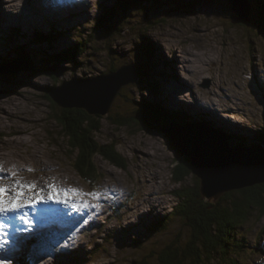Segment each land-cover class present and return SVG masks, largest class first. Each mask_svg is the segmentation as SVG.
Wrapping results in <instances>:
<instances>
[{
    "label": "rangeland",
    "instance_id": "1",
    "mask_svg": "<svg viewBox=\"0 0 264 264\" xmlns=\"http://www.w3.org/2000/svg\"><path fill=\"white\" fill-rule=\"evenodd\" d=\"M114 1L0 0V66L27 60L19 57L22 51L29 54L27 61L34 70L52 65L43 64L48 58L45 52L53 51L47 50L51 43L30 42L34 31L47 34L50 26L63 34L52 43L55 50L77 41L89 42L82 56L78 54L74 63L65 64L66 71L59 79L27 74L29 85L9 94L5 93L13 90L10 84L15 82L0 81L5 91L0 97V164H11L0 175L7 177L15 171L22 183L35 184V191L24 190L28 196L42 188L51 191L54 184L60 198L66 196L69 202L68 206L61 204V211L43 209L41 215H30L42 218L45 227L36 221L37 230L31 227V232H17L20 241L15 244L13 240L0 250L5 264H16L23 256L28 257L27 264H74L79 259L78 264H132L136 257L159 252L177 239L183 245L189 234V228L175 219L166 232L148 233L143 228L154 217L173 212L178 204L175 193L184 187L174 180L175 154L166 139L155 131H142L140 125L122 128L103 118L94 140L114 145L125 168L95 157L96 175L86 182L74 168L77 152L67 145L57 121L59 112L44 98L43 88L53 82L58 86L72 79L90 80L125 64L143 66L148 75L121 89L111 116L123 110L128 118L132 107H127V102L138 109L159 97L170 112H180L194 121L208 120L219 128L212 129L225 136L241 135L246 147L253 144L254 132L264 126V95L254 86L259 81L264 88V28L259 20L264 0H250L251 29L249 22L246 27L232 25L217 15L224 7L218 0H157L114 17L111 24L104 23L109 32L95 30L113 9ZM198 9L200 15L196 16ZM15 31L20 35L8 37ZM146 45L152 54L145 58ZM154 82L159 87L156 96L149 87ZM149 115L161 125L170 124ZM197 181L191 177L183 185ZM48 192L39 194L45 199ZM72 202L88 207L75 211ZM32 207L39 210V203ZM16 221L17 228L27 229L21 220ZM239 229L236 239L246 252L244 264H264V216H253ZM134 240L143 243L141 251L130 249Z\"/></svg>",
    "mask_w": 264,
    "mask_h": 264
},
{
    "label": "trees",
    "instance_id": "2",
    "mask_svg": "<svg viewBox=\"0 0 264 264\" xmlns=\"http://www.w3.org/2000/svg\"><path fill=\"white\" fill-rule=\"evenodd\" d=\"M143 1L150 2L151 0H135L133 2L127 0L126 2L124 0H115L112 8L116 10L118 14H113V9H111L109 14L104 17L106 19H102L100 27L97 26L95 30L100 29L99 32L102 33L103 30L109 32V28L105 29L106 25H104V23L111 24L114 17L116 18L120 15H127L132 9L138 8ZM261 16V19H259L260 25H263L262 28H264V13L262 11ZM19 35L20 33L15 31L9 33L8 37L12 38ZM62 35L61 31L54 30L52 26H50V30L47 34L44 32H38V30L31 34L30 42L51 43L48 45L49 49L47 50L51 51L50 49H53V51L45 52L48 58L44 60L45 62L43 64L54 63L66 67L65 64L70 65L75 62L78 54L80 57L85 53L86 46L89 42L86 43L84 41H77L76 44L68 48L65 47L55 50L52 43L57 38H62ZM146 47L147 49L144 50L145 58L146 54L149 55V57L152 54L151 47L149 45H146ZM18 50L22 51V47L18 48ZM22 53L24 54H19V57L29 60V54L23 51ZM116 69L117 68L113 67L107 72H114ZM136 73L139 79L146 78L148 75L144 71L143 66L140 68L136 67ZM256 82L257 83L254 85L255 88H257L259 94L264 95V88L261 87V82ZM57 84L58 82L55 81L50 87L43 88L44 98L48 100L51 108L56 109L59 112L57 121L59 126L62 127L64 136L68 140L67 145L70 149L77 152V159H75L74 168L79 176L88 183L92 182V178H94L93 176H95L97 172L94 169L93 159L95 157H100L118 168H125L124 160L117 153L114 145H100L94 140V135L101 129L100 122L103 118L98 116H88L84 111L78 109H59L52 101H50L44 90L55 88ZM149 87L151 88L152 93H155L156 96L159 87L155 85V82L149 84ZM122 92L123 91L118 94V97ZM124 98L125 100H128L125 96ZM155 100V102L139 106L138 109L127 102V107H132V112L128 113V118L127 113L123 110L112 116L109 114L106 118L117 127L136 128L139 126V117L142 120L147 117V114H150L153 115V117L162 119V121H170L178 125H206L219 130V128L215 127L212 122H209L207 119V121L203 119L194 121L185 114L180 112H170L167 110L164 106L165 102L161 98L158 97ZM121 106L123 107L122 103ZM227 138L230 139V141H233L232 144L234 145H245L246 143V139L241 135L231 136L228 134ZM253 140V144L264 146V126L260 130L254 132ZM186 165L185 162L182 164L177 163L175 165L176 169L173 171L175 182L184 186L181 190L175 193V197L178 199V204L173 209V212L160 218L154 217L152 223L145 225L143 228L144 231H147L148 233L166 232L170 223L175 219L181 221V223L183 222L184 225L189 228V234L186 236L187 240L181 245L179 242L180 239H177L172 244H168L163 249H160L159 252L154 251L150 254L144 255L142 258L136 257L132 264H214L216 262V264H244L246 258L244 257L243 259L242 256L246 252L242 250V247H240L241 245L236 238L239 235L238 230H240L239 228L242 224H247L255 215H258L259 217L264 216V184L226 193L217 202L208 203L200 195L198 181L193 185H183L184 183H187L189 178L195 177L187 167L188 165ZM142 244L143 243H140L138 240H134L130 249L141 251L144 248V245ZM79 261L80 259L74 264H78ZM152 261L153 263H151ZM26 262L27 258L25 259V263Z\"/></svg>",
    "mask_w": 264,
    "mask_h": 264
},
{
    "label": "water",
    "instance_id": "3",
    "mask_svg": "<svg viewBox=\"0 0 264 264\" xmlns=\"http://www.w3.org/2000/svg\"><path fill=\"white\" fill-rule=\"evenodd\" d=\"M150 2L140 3L136 9ZM223 3L224 7L217 11V15L223 16L232 25L246 27L250 23L251 29L253 18L251 21L250 0L217 1L218 5ZM198 11L196 16L200 15ZM53 64L34 70L27 60L5 62L0 66V81L13 80L15 84L11 83L13 90H7L6 93L0 88V97L15 92L21 85H29L31 78L27 74L61 78L66 68ZM21 75L27 76L23 79L19 78ZM138 81L136 67L125 64L114 72L90 80L62 81L60 85L44 92L59 109H78L88 116L106 118L121 89ZM150 117L142 120L139 117V127L149 134L155 131L166 139L175 154L176 164L185 162L198 179L200 195L206 202L215 203L226 193L264 184L263 145H232L227 136L209 126L178 125L172 122L161 125ZM16 264L26 263L19 259Z\"/></svg>",
    "mask_w": 264,
    "mask_h": 264
},
{
    "label": "snow or ice",
    "instance_id": "4",
    "mask_svg": "<svg viewBox=\"0 0 264 264\" xmlns=\"http://www.w3.org/2000/svg\"><path fill=\"white\" fill-rule=\"evenodd\" d=\"M5 169L0 166V173H3ZM11 181L8 183L7 181ZM35 184H25L22 183L17 178V173L15 171L10 172L9 176L0 175V249H4L9 243V231L12 221L14 219L21 220L24 224L30 225V220L27 218L28 214L25 212L23 215L18 217H10L9 213H16L28 206H35L36 203H47L48 200H53L55 203L64 204L65 206L69 205V202L65 198L61 199L59 193L56 191L55 185H51V191L48 193V199L45 200L42 195L37 192L34 196H28L25 193V189L31 192L33 189H36ZM42 191V189H41ZM65 192L69 190H63ZM93 197H97L96 193H90ZM75 211H81L86 209L88 205L81 203L77 205L75 202H72L70 205ZM94 207V206H93ZM17 232L28 231L31 232V227L27 229H16ZM0 264H5L3 259H0Z\"/></svg>",
    "mask_w": 264,
    "mask_h": 264
},
{
    "label": "bare ground",
    "instance_id": "5",
    "mask_svg": "<svg viewBox=\"0 0 264 264\" xmlns=\"http://www.w3.org/2000/svg\"><path fill=\"white\" fill-rule=\"evenodd\" d=\"M79 5H81V2H77ZM17 152V151H16ZM2 160V159H1ZM0 160V161H1ZM6 162H8V161H6ZM2 163L3 164H0V166H2L4 169H6V167H9L11 164H5L4 163V161H2ZM42 176V175H41ZM33 177V176H32ZM37 178V177H36ZM60 180V179H59ZM36 181H38V179L36 180ZM34 183V182H33ZM28 184H31L30 182L28 183ZM37 185H40V184H37ZM49 189V188H48ZM61 189H63V188H61ZM64 190V189H63ZM34 191H35V189H34ZM37 192H48L49 190H47L46 188H42V191H41V189H38V190H36ZM58 191V190H57ZM61 191V190H60ZM50 192V191H49ZM48 192V193H49ZM63 192V191H62ZM60 193V192H59ZM68 193H71V190H69V192ZM30 196V195H29ZM48 198H45V200H47ZM63 199V198H62ZM61 206V204H59V203H55L53 200H48V202L47 203H43V202H40L39 203V210H37V211H35V210H33V209H31V208H29V206L28 207H26V208H24L25 210H21V212H20V214H19V216L20 215H23L25 212L28 214V216H27V218L30 220V224H32V225H30L29 227H33L34 229H35V224H36V220L37 219H41L42 220V218H40V217H38V218H34V217H31L30 215H33V214H37V215H41V210H43V209H50V210H56V211H61L63 208H59ZM32 211H33V214H32ZM16 213H19V212H16ZM12 217H18L17 215H15V214H12ZM44 217H46L45 215H44ZM15 220L16 219H14V222H15ZM44 220H42V222H43ZM45 222V221H44ZM44 222H43V226L45 227V225H46V222H45V224H44ZM17 225H18V222L16 221L15 222ZM18 227H19V225H18ZM16 229H17V227H14L13 229L12 228H9L8 229V231H9V240H10V243L6 246V247H8V246H10V244L12 243V241L14 240V236H17V237H19V235H16V233H17V231H16ZM25 244V243H24ZM27 245V244H26ZM0 250H4V249H0ZM3 252V251H2ZM1 254V253H0ZM1 259H3V258H1ZM8 260V259H7ZM5 261V260H4ZM9 264V263H8Z\"/></svg>",
    "mask_w": 264,
    "mask_h": 264
}]
</instances>
